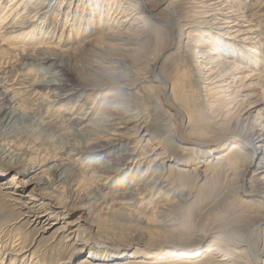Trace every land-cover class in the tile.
<instances>
[{
    "label": "rangeland",
    "instance_id": "374dc122",
    "mask_svg": "<svg viewBox=\"0 0 264 264\" xmlns=\"http://www.w3.org/2000/svg\"><path fill=\"white\" fill-rule=\"evenodd\" d=\"M40 1L26 0L25 4L21 0L20 8L12 14L8 25L2 28L6 35L9 33L2 39L10 41L15 32L20 36L15 39L18 44L11 55L2 50L6 45L0 43V83L2 89L7 91L8 101L13 103L7 116L16 109L13 113L15 117L12 115L11 119L5 117L0 121V152L5 150L3 153L6 154L0 153V264H254L246 249L248 245L235 244L230 240L229 233H245L257 224H260L257 248L261 258L258 264H264V201L259 193H254L264 187V172L254 175L261 169L258 166H264V163L261 158H254L245 172L249 153L244 151L241 157L231 154L232 145L239 143L245 146L243 142L255 128L253 125L256 130L264 128V0H142L144 3L150 2L152 16L145 33L150 38L148 49L139 58L131 55L133 52L129 50L136 45H124L121 38L125 40L129 36L116 33L118 24H115L121 17L117 19L120 12L124 10V16L132 12L135 0H47L48 6L39 8L37 4ZM12 2L0 0V19ZM33 9L40 11L36 22L24 14L25 10L30 13ZM113 13L116 14L113 16ZM34 14L36 12L32 16ZM226 17L238 23L230 30L235 31L231 33V38L225 34L227 30L218 29L222 23H219V27L205 23H218ZM178 18L198 21L196 25L199 26L194 29L200 41L201 38L208 40V52L214 51L217 44L229 42L232 48L219 52L220 58L230 62L233 67H247L245 70L236 67L238 70L229 81L233 93L228 100L202 92L203 84L194 76L201 107L192 112L188 106L178 102L187 116V128L184 130L186 140L178 133L183 119L164 106L161 85L152 79L157 66V74L173 85L175 79L172 70H182L185 66V61L182 62L187 42L185 33L180 34L176 29L175 36L182 37L174 40L173 44V34L167 25L169 22L175 24ZM77 27L78 30H73ZM29 31L36 33L34 35L39 36L40 40H27L23 33ZM208 33L211 35L208 36ZM118 35L120 39L116 38ZM46 53H54L53 59L59 64L72 68L80 77L84 74L83 77H88L89 82L98 81L89 73V67L95 61L107 67L119 66L118 69L101 70L110 77L119 72L132 75L139 85L133 99L137 104L124 116L131 120V115L136 117L141 113L143 122L139 132L133 130L135 124L128 129L122 130V125L116 127L118 131L112 130V123L115 122L98 111L106 97L98 96L95 99L92 92L88 96H76L70 92L71 98L62 97L57 94L59 92L49 95L46 92L35 93V81L45 76V84L57 85L58 72L48 65H24L21 56ZM121 59H124L123 65L128 64L127 67L121 65ZM89 82L86 84L91 85ZM171 91L169 97L177 102L178 96L172 95ZM92 102L91 109L85 110ZM62 118L84 124L78 127L80 130H69L63 128ZM45 123L57 130L48 131L44 128ZM198 130H202L203 134L197 135ZM84 137L88 141L94 137L99 141L123 138V144H119L120 141L115 143V150L108 154L89 152L77 156V151L65 154L68 142L88 143ZM192 137L199 142L190 141ZM128 144H131L130 147L139 145L140 151L127 165L116 167L120 170L118 174L103 175L97 172L100 166L111 162ZM153 151L156 154L165 153L162 156L165 159L154 162L156 155ZM145 152H149V160L138 164ZM26 160H33L39 167L33 172L24 173L22 166ZM60 163L67 169L63 167L58 174H54L55 166ZM161 174L164 177L162 185L150 193L136 191L134 199H125L127 188H136L141 179L148 177L150 181ZM61 176L65 177L63 181ZM35 177L44 181L40 189L47 188L55 192L51 202L43 200L41 190L33 189L30 181ZM167 184V190L161 188ZM101 187L102 193L98 189ZM96 198L99 199V208H92L88 215L82 216L86 211L83 205L85 201L82 200L93 202ZM216 204L217 207L207 213ZM26 205L37 206L40 208L39 213H28ZM43 211L48 213L42 219L46 222H36L37 216ZM77 229L81 238L75 241L70 237V232ZM86 243L110 250L125 248L128 254L124 253L119 260H114L113 256L91 258L87 249L82 250ZM208 247H216L218 251L210 254L206 251Z\"/></svg>",
    "mask_w": 264,
    "mask_h": 264
},
{
    "label": "bare ground",
    "instance_id": "6f19581e",
    "mask_svg": "<svg viewBox=\"0 0 264 264\" xmlns=\"http://www.w3.org/2000/svg\"><path fill=\"white\" fill-rule=\"evenodd\" d=\"M13 2L6 7V10L4 12V14L2 15V18L0 19V43L3 42L4 45H6V48H2L3 51H5L6 54H10L11 55V52L13 53L15 50H16V45L18 44V41H15V39L17 37L20 36V34H18L17 32L15 33H12L11 35V40H7V39H2L3 36H7L4 32V30H2V28L7 24L8 20L10 19V17L12 16V14L14 12H16V10H18V8H20V6L22 5V2L21 0H12ZM26 4V0H23ZM28 1V0H27ZM47 0H41L37 5L39 6V8H41L42 6H48V3L46 2ZM198 1V0H197ZM211 1V0H209ZM200 2V0L198 1ZM203 2V1H202ZM219 2V1H218ZM130 3V2H129ZM205 3V2H204ZM220 3V2H219ZM24 4V5H25ZM132 4V3H131ZM145 4V6H144ZM197 4V3H196ZM199 4V3H198ZM202 4V3H201ZM215 5L218 4V3H214ZM213 4V6H214ZM222 4V3H221ZM219 4V5H221ZM204 5V4H203ZM207 5V4H206ZM210 6H212L211 4H209ZM16 6H18L16 8ZM126 6V5H125ZM132 12L129 13L128 16H124L123 14H125V11L123 10L122 12H120L118 15H117V19H118V16H121L119 21L116 22L115 24L117 25L118 24V32L116 31V33H121V34H124L126 33L129 37L126 38L125 40H123L121 38V40L123 41L124 45L126 46H129L131 44L133 45H136V46H139V47H136V46H132L131 49H129L130 51L133 52V54L131 55H134L136 58H139V57H142V55L145 54L146 50L148 49V43L150 42V38L149 36H146V32L148 30V27L150 26L149 24V18L152 16L151 15V9H150V2H146L144 3V1L142 2V0H135V3L134 5L132 4ZM225 6V5H224ZM222 6V7H224ZM12 7V8H10ZM200 7V6H199ZM198 7V8H199ZM215 7V6H214ZM16 8V9H15ZM209 8V7H208ZM216 8V7H215ZM220 8V7H219ZM44 9V8H43ZM126 9V8H125ZM130 9V8H129ZM201 9V8H200ZM224 9V8H223ZM203 10V9H202ZM210 10V9H209ZM222 10V9H221ZM220 10V11H221ZM231 10V9H230ZM121 11V10H120ZM128 11V10H127ZM219 11V12H220ZM225 11H227L225 9ZM26 13L24 14H28L27 16L28 17H32V19H34L33 22H36L35 18L37 17V14L40 13V11L36 10V9H33L32 12L30 13H27V10H25ZM33 12H36V14H33ZM207 12V11H206ZM210 12V11H209ZM208 12V13H209ZM215 11H213L214 13ZM128 13V12H127ZM202 13V12H201ZM204 13V12H203ZM116 13H113V16L115 15ZM198 14V13H197ZM219 14V13H218ZM224 15V13H222ZM226 14V13H225ZM69 15L70 13L67 14V17L66 20L68 22V19H69ZM204 15V14H203ZM212 15V14H211ZM217 15V14H216ZM227 15V14H226ZM230 15V13H229ZM25 16V18L27 17ZM201 16V15H200ZM205 16V15H204ZM215 16V15H214ZM228 16V15H227ZM223 18V17H222ZM227 18V17H226ZM230 18V17H229ZM229 18L227 19H217L215 18V20H221L218 21V23L216 21H207L205 22L206 24H208L209 26L210 25H215L216 27H219V23L221 24V26L218 28L219 30H227L225 32V34L228 35V38L230 37L231 38V33H234L235 31L231 32V28L234 29L235 26L238 25V23L236 24V21H230ZM237 18V17H236ZM239 19V18H238ZM82 22L84 21V16L82 17ZM193 20V19H192ZM196 20V19H195ZM194 21V20H193ZM193 21H184V20H181V19H176L175 20V24L173 23H168L167 25H169V28L171 30V34H173V44H174V40H177L178 37H182L181 35H177L175 36L174 34V31L176 33V29H178L180 31V34H184L185 38L187 39V42L184 46V52H185V58L182 59V62L185 61V66L182 68V70H178L177 69H173L172 70V73L174 75L173 79H175L173 85H170L168 83V81L166 80H163L158 74H157V69H155L153 71V74H152V79H153V82H158V81H162L164 82L162 85H161V88H162V92H163V95H162V101L164 103V106L171 112L172 109H176L178 111H180L182 113L183 116H180L183 121L181 122L180 126L184 123V127L181 131V133H179V136L182 137V139H185L186 137L184 136V130L187 128L186 127V117L185 114H184V111L182 109V107H180L178 105V102H180L182 104V106H188L192 112H196L197 109L201 106L200 105V97L197 95V86H196V82L194 81V76L197 77L199 80V82H201L203 84L202 86V92H206L209 96H212V95H218V99L222 98V99H226L228 100L232 93H233V90L231 91V82L230 81V78L231 76L234 75V72L240 68V67H243L239 70H245L247 69L246 66H232V64L228 61H226L225 59H221L220 56H219V52H222V51H227L229 50L231 47V43L229 42H224V43H221V44H217L214 46V51H210L208 52L207 50V44L206 42H208V40H205L201 38V41L198 39V35L196 34V31L194 28L195 26H199V25H196V23L198 22H193ZM22 24H25L24 22H21ZM201 24V23H200ZM240 24V23H239ZM8 25V24H7ZM95 25V24H94ZM243 26V25H242ZM43 29V28H42ZM79 28H73V30H78ZM81 30V29H80ZM190 30V31H189ZM189 31V32H187ZM187 32V33H186ZM239 33V31H236ZM249 32V31H248ZM115 33V36L117 35ZM11 34V33H10ZM23 34H26V38L27 40L29 41H32V42H36L37 40H40L38 37L39 36H35L33 31H29L28 33H23ZM39 34V33H38ZM120 34V35H121ZM246 34V33H245ZM249 34V33H248ZM251 34V32H250ZM75 35V34H74ZM114 35V34H112ZM111 35V36H112ZM116 37L117 39H120L119 36ZM211 34L208 33V36H210ZM207 36V37H208ZM79 37V36H78ZM114 38V36H112ZM111 37V38H112ZM151 37V36H150ZM46 38V37H45ZM226 38V39H228ZM115 39V38H114ZM14 40V42H13ZM145 42H144V41ZM143 41V42H141ZM7 42V43H5ZM42 42V41H40ZM172 44V46H174ZM122 45V44H121ZM171 46V47H172ZM121 48V47H120ZM221 48V49H220ZM229 48V49H228ZM24 50V49H23ZM128 50V51H129ZM122 51V50H121ZM126 51V50H125ZM249 51H251V49H249ZM92 52V51H91ZM127 52V51H126ZM252 52V51H251ZM251 52H248L249 56L251 58H253V56L250 54ZM90 53V52H89ZM88 53V54H89ZM103 53V51H102ZM119 53V52H118ZM131 53V52H130ZM228 53V52H226ZM246 53V52H245ZM48 54V55H46ZM46 54H40V55H28V54H22V59H23V62L24 65L28 64L29 67H31L32 65H48V67H51L53 69H55V71H57V75L56 77L58 76V84L54 86V84L52 85H49V84H45L46 83V76L42 79H39L37 81H35L34 85H33V90L35 93L37 94H44V92H46V95L48 94H51L52 92H59L57 93L58 95L60 96H66L65 98H71V94H75L76 96L79 94V96L82 94H84V96H88L90 92H92V95L93 97L96 99L98 96H101L102 97H106L105 99V103L101 104V107L99 108V114L101 115H107L110 120H112V122H115V123H112V126H113V131L116 132L115 129H117L118 131V128L116 127H120L122 125H124L122 128L124 129H128L131 125H134L133 130L137 131L139 128H141V121H142V118H140V115L141 113L139 112V114L137 115L136 113V117H134L133 115H131L132 119L129 120V119H126L124 115L126 114H129L131 109L134 108V104H137L134 102V96L135 94L134 93H137V88H138V84L135 83V79L133 78L132 75L130 74H126V73H117L115 76H112L111 77L104 73V72H101L102 69H109V68H119L116 67L115 65H120L119 62H114V63H117V64H113L115 67L113 66H104L103 64H99L97 61H95L96 63L92 64L91 67H89V73H91V76L92 74L94 75V77L98 80L96 82H89L90 79H88V77H83V75L80 77V75L78 73H76L75 70H73L72 68L68 67V66H64L62 64H59L56 59H53L55 54L51 53H46ZM91 54V53H90ZM93 55H95V53H92ZM86 55V54H85ZM115 55V54H114ZM113 55V56H114ZM130 55V56H131ZM89 56V55H88ZM110 56V55H109ZM108 56V57H109ZM91 57V56H90ZM94 57V56H93ZM98 56H96V60H98L97 58ZM102 57V56H101ZM116 57V55H115ZM114 57V58H115ZM235 57V56H234ZM249 57V58H250ZM100 58V57H99ZM117 58V57H116ZM134 57H132L133 59ZM135 58V59H136ZM247 58V57H246ZM90 59V58H89ZM93 59V58H92ZM111 59V58H110ZM110 59H107V61ZM130 58H128L129 60ZM88 60V59H87ZM95 60V59H94ZM112 60H113V57H112ZM116 60V59H115ZM114 60V61H115ZM122 60V59H121ZM124 60V59H123ZM123 60H122V63L121 65H123ZM127 60V62L129 63V61ZM131 60V59H130ZM137 60V59H136ZM100 61V60H99ZM94 62V61H92ZM111 62V61H110ZM113 62V61H112ZM105 63V62H104ZM132 63V62H131ZM195 64V65H192V64ZM106 64V63H105ZM112 64V63H111ZM126 64V62H125ZM130 64V63H129ZM108 65V63H107ZM125 66V65H123ZM128 64H126L125 67H127ZM122 66H120L121 68ZM238 69H237V68ZM124 68V67H123ZM130 68H133L132 66ZM158 68V67H157ZM88 70V69H87ZM131 70V69H130ZM48 71V70H47ZM124 71H125V68H124ZM127 71V70H126ZM129 71V70H128ZM194 71V72H193ZM114 72V70H113ZM116 73V72H114ZM195 73V74H194ZM86 75V73H85ZM90 76V74H87ZM93 78V77H91ZM196 79V78H195ZM56 80V79H55ZM56 80V81H57ZM86 82H89L91 83V85H87ZM2 85L0 83V121L2 122V120L5 119V117H7V119L10 118V116H14V111L16 109H13L12 112L10 114H8L7 116V112L8 110L12 107L13 103H10V101H8L7 99V96H6V92L7 91H4L2 89ZM170 89L172 90V95L173 94H176L178 96V99H177V102L176 101H172L169 97V91ZM137 90V91H136ZM63 92V94H62ZM64 92H68L67 94H69L71 92V94L67 95L65 94ZM74 92V93H72ZM170 92V93H171ZM200 92V91H199ZM231 92V93H230ZM56 94V95H57ZM201 94V93H200ZM203 94V93H202ZM45 97V96H44ZM46 98V97H45ZM44 98V99H45ZM60 98V97H59ZM212 98V97H211ZM217 98V97H216ZM95 99H93V102L95 101ZM217 99V100H218ZM62 100V99H60ZM64 100V99H63ZM212 100V99H211ZM219 101V100H218ZM92 103H89V106L87 107V109L85 110H90L91 109V105L93 104ZM222 103V102H221ZM215 104V102H214ZM228 104V102H227ZM211 106V104H210ZM256 106H259L256 105ZM137 107V106H136ZM165 108V109H166ZM254 108V107H253ZM136 109V108H135ZM139 109V108H138ZM214 109V108H213ZM167 110V111H168ZM215 111V110H214ZM137 112V111H136ZM199 112V111H198ZM174 113V112H173ZM85 114H88L87 113H84V114H81V115H85ZM176 114V113H174ZM196 114V113H195ZM35 115V114H34ZM40 115V114H39ZM178 115V114H177ZM198 115L200 117L201 116V113H198ZM128 116V115H127ZM174 116V115H173ZM197 116V115H196ZM15 117V116H14ZM85 117V116H84ZM102 117V116H101ZM106 117V116H105ZM130 117V116H129ZM13 118V117H12ZM98 118V117H96ZM203 118V117H202ZM11 119V118H10ZM63 119V118H62ZM66 119V118H65ZM65 119H63V128H68L69 130L70 129H74L76 130V128L78 127H81L83 123H78L77 121H74V120H69L68 121H65ZM103 119V117H102ZM146 119V118H145ZM200 118L197 117V120L199 121ZM205 119V118H204ZM99 120H101L99 118ZM241 121L243 119H240ZM239 120V121H240ZM8 121V120H6ZM237 121V122H239ZM0 122V124H1ZM94 122V121H93ZM97 122V121H96ZM107 122V121H106ZM111 122V121H110ZM143 122V121H142ZM99 123V122H98ZM105 123V122H104ZM95 124V123H94ZM101 124V123H100ZM99 124V125H100ZM108 124V123H106ZM104 124L103 127L106 125ZM97 125V124H95ZM94 125V127H95ZM111 125V124H110ZM239 125V123H238ZM111 126V127H112ZM179 126V128H180ZM97 127V126H96ZM143 127V126H142ZM253 130L251 133L248 134L247 137H245V142H243L245 146H241L239 145V143L237 145H232V150H231V154L234 156V157H241L243 156L244 154V151H247L249 153V156L247 157V164H246V168H245V172H247L249 170V165L251 162H253L254 158L255 159H260L261 158V162L264 163V139L261 140V138H264V128L261 130H256V126L253 125ZM44 128H46L48 131L50 130H57L56 128H53V126H50L48 123L46 124L45 123V126ZM63 128H61L62 130H64ZM101 128H102V125H101ZM204 128V126H203ZM201 128V129H203ZM61 129H58L59 131ZM81 129V128H80ZM78 128V130H80ZM83 129V128H82ZM104 129V128H103ZM122 129V130H124ZM130 129V130H131ZM67 130V129H65ZM97 130V129H96ZM100 130V129H98ZM141 130V129H140ZM249 130V129H248ZM72 131V130H71ZM74 131V130H73ZM88 131V130H87ZM104 132V130H102ZM110 131V130H109ZM76 132V131H74ZM82 132V131H81ZM85 132V131H84ZM83 132V134H84ZM139 132V130H138ZM86 133V132H85ZM89 133V131H88ZM87 133V134H88ZM92 133V132H91ZM89 133V134H91ZM107 133V131H106ZM109 133V132H108ZM259 133H261L259 135ZM81 134V133H80ZM93 134V133H92ZM102 134V133H101ZM99 134V135H101ZM197 135H202L203 132L202 130H198L196 132ZM96 135V134H95ZM98 135V136H99ZM107 137H108V134H106ZM67 136V135H66ZM81 136V135H79ZM78 136V138H79ZM88 136V135H87ZM90 136V135H89ZM104 136V135H103ZM120 136V135H119ZM74 137V136H73ZM82 137V136H81ZM92 137V135H91ZM240 137V135H239ZM39 138V137H38ZM85 138V137H84ZM89 138V137H88ZM97 138V137H96ZM103 138V137H102ZM106 138V137H105ZM86 139V138H85ZM98 139V138H97ZM95 139H92L90 141H88L86 139V141H88V143H84V145L80 144L79 141L77 144L76 142L73 144V141L71 144V147L69 148V142H68V151L65 152V154H68L69 152V155L75 151L78 152L77 156L80 155V154H87L89 152H100L101 154H108L111 152V150H115L116 148V144L117 142H119V144H123L121 143L122 142V139L120 140H108V141H99ZM190 141H193V142H199L198 140H196V138L192 137V138H189ZM237 139V138H235ZM74 140V139H73ZM186 140V139H185ZM67 141V140H66ZM85 141V140H84ZM124 141V140H123ZM242 141V140H241ZM124 142H128V141H124ZM73 144V145H72ZM131 145V144H130ZM130 145L128 144L127 145V148L125 150H122L120 151L119 155L117 157H114L111 162L107 163V164H103L102 166H100L98 168V173L100 174H103V175H113V174H118V172L120 171L119 169L117 170V166H125L129 163V161L131 159H133L134 156H136L139 151H140V148H139V145H132L130 147ZM65 146V144H64ZM2 147V146H1ZM75 148V149H74ZM5 151V150H4ZM3 151V152H4ZM63 151V150H62ZM61 151V152H62ZM66 151V150H64ZM3 152H0V153H3ZM154 154V156L156 155L155 159L153 160L154 162H157L158 160H160L161 158H164L162 156H165L164 154L165 153H157L156 152H152ZM4 154V153H3ZM2 155V154H0ZM6 155V154H4ZM60 155V154H59ZM63 156H66L64 154H62ZM76 155V153H75ZM3 157H6V156H3ZM8 157V156H7ZM6 157V158H7ZM61 157V156H60ZM70 157V156H69ZM64 158V157H63ZM135 158V157H134ZM150 158V154L149 152H145V154L139 158L138 160V164H140L142 161H147L149 160ZM5 160V158H2ZM165 159V158H164ZM229 159V158H227ZM6 161V160H5ZM18 161V160H17ZM229 161V160H228ZM227 161V162H228ZM21 162V161H20ZM200 162H202V160H200ZM23 163V162H22ZM9 164V163H8ZM13 163H11L12 165ZM40 164V163H39ZM230 164V163H229ZM23 165V164H22ZM232 165V164H231ZM24 166V167H23ZM22 166L23 168V172L24 173H30V172H33V170H35L36 168H38V164L33 161V160H26V163H24V165ZM55 166V165H54ZM230 166V165H229ZM11 167V166H10ZM16 167V166H15ZM63 167H66L64 164H58L57 166H55V169H54V174H58L62 169ZM199 167V166H198ZM19 168V167H18ZM258 168H261L260 170H258L257 172L254 173V175H258V174H261L263 171L262 168H264V166L262 165L260 167V165L258 166ZM65 169V168H64ZM67 169V167H66ZM65 169V170H66ZM69 169V168H68ZM71 169V168H70ZM149 169V168H148ZM72 170H75V169H72ZM234 170V169H233ZM64 171V170H63ZM67 171V170H66ZM70 171V170H69ZM23 173V174H24ZM64 173V172H63ZM67 173V172H66ZM77 173V172H76ZM76 173H73L74 175ZM1 174V173H0ZM71 174V173H70ZM69 174V175H70ZM72 174V175H73ZM241 174V173H240ZM62 175V174H61ZM77 175V174H76ZM160 175V174H159ZM162 175V174H161ZM237 175V174H236ZM59 176V175H58ZM68 176V175H66ZM238 176V175H237ZM241 176H244L241 174ZM240 176V177H241ZM63 177L64 176H61L62 178V181H63ZM70 177V176H69ZM68 177V178H69ZM72 177V176H71ZM70 177V178H71ZM58 178V177H57ZM61 178L59 180H61ZM65 178V177H64ZM76 178V177H75ZM155 179L154 180H148V177L146 178H143L139 181L138 185L136 188L134 187H130V188H127V191L125 193V199H134L135 198V192L136 191H144L146 193H150L153 189L159 187L160 185H162V180H163V175L162 176H156L154 177ZM244 178V177H243ZM245 179V178H244ZM244 179H242L243 182ZM58 180V179H57ZM238 180V179H237ZM74 181V179H73ZM77 181V180H76ZM33 183V189L34 190H41L42 192V197H43V200H47V201H52L55 197L54 195V191L50 192L49 189L47 188H41L42 186H44V181H42V179L38 178V177H35L33 179H31V181ZM260 182V181H259ZM61 183V182H60ZM72 183V182H71ZM74 183V182H73ZM164 184V183H163ZM51 185V184H50ZM49 185V186H50ZM243 185V184H242ZM54 186V184H53ZM168 186V184L166 186H162L161 188L164 189V190H167L166 187ZM242 187V186H241ZM18 188V186L16 187ZM53 189V188H52ZM99 189V192L102 193V190H103V187L101 188H98ZM97 189V190H98ZM98 192V193H99ZM254 193H259L261 196H262V199L264 201V187H261L260 189L254 191ZM93 197V196H92ZM78 200H79V197H77ZM86 198V197H85ZM72 200V198H71ZM77 200V199H75ZM82 201H85V203L83 204L85 207H86V211L85 213L82 215V216H85L86 214L88 215L91 211V209L93 208V210H97L99 207L97 206L98 205V201L99 199H95L93 202L89 201L88 199L86 200H82ZM224 202V201H223ZM97 203V204H96ZM34 204V203H33ZM43 204V203H42ZM100 205V204H99ZM218 204L210 207V209H208L207 213L208 212H211L214 208L217 207ZM43 206H46V205H43ZM222 206V205H220ZM101 208V207H100ZM221 208V207H220ZM26 210L28 211V213H31V214H38L39 213V210L40 208H38L37 206L35 205H26ZM92 210V211H93ZM103 210V209H101ZM42 214L37 216V220L36 222H46V220H42L44 218H46V216H48V213H46L45 211L41 212ZM45 213V214H43ZM205 213V215L207 214ZM162 215V214H161ZM182 216V215H181ZM50 217V216H49ZM167 217V216H166ZM165 217V218H166ZM48 220V219H47ZM261 221V220H260ZM259 226L260 224H257V225H254L252 226L250 229H248V231H246L245 233H237V232H231L229 233V237H230V240H232L235 244L237 245H240L242 246L244 244V246L246 247L247 245H250L251 248H252V251H253V255L251 256L250 255V258L252 260V262L255 264L258 262H260L261 258H260V253H259V250L257 248V245H258V234H259ZM260 236V235H259ZM70 237L75 240V241H78L80 238H81V235H80V232L79 230H73L70 232ZM204 239L200 240L203 241ZM197 243L199 242L198 240H196ZM199 242V243H200ZM100 245V244H99ZM239 246V247H240ZM83 249H87L88 252H89V256L91 258H106L107 256H113L114 260H119L123 257V254L127 253V251L125 250V248H119V249H112L110 250L108 247H102V248H97L95 247L93 244H84L82 246V250ZM248 249V246L247 248ZM3 250V249H2ZM234 250V249H233ZM208 253H214L218 251V248L216 247H208L207 250H206ZM249 251V250H248ZM250 254V252H248ZM105 260V259H104Z\"/></svg>",
    "mask_w": 264,
    "mask_h": 264
},
{
    "label": "water",
    "instance_id": "95a60500",
    "mask_svg": "<svg viewBox=\"0 0 264 264\" xmlns=\"http://www.w3.org/2000/svg\"><path fill=\"white\" fill-rule=\"evenodd\" d=\"M155 69H157V66H156ZM155 71H156V70H155ZM157 83L160 84V85H162L164 82H162V81L160 80V81H158ZM172 111H173L174 113L180 115V116H183L182 113H181L180 111L176 110V109H172ZM183 127H184V123L180 126V128H179V133H181ZM248 250H249V252H250V255L252 256V255H253V251H252V248H251L250 245H248ZM255 264H257V263H255Z\"/></svg>",
    "mask_w": 264,
    "mask_h": 264
}]
</instances>
